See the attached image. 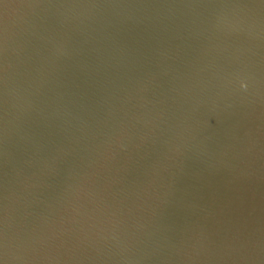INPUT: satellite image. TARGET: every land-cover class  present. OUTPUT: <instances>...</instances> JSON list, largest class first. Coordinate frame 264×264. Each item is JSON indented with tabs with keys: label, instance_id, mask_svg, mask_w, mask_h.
Returning <instances> with one entry per match:
<instances>
[{
	"label": "water",
	"instance_id": "water-1",
	"mask_svg": "<svg viewBox=\"0 0 264 264\" xmlns=\"http://www.w3.org/2000/svg\"><path fill=\"white\" fill-rule=\"evenodd\" d=\"M0 264H264V0H0Z\"/></svg>",
	"mask_w": 264,
	"mask_h": 264
}]
</instances>
